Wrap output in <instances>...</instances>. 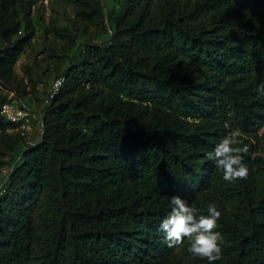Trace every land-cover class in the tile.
I'll return each mask as SVG.
<instances>
[{"label":"trees","instance_id":"trees-1","mask_svg":"<svg viewBox=\"0 0 264 264\" xmlns=\"http://www.w3.org/2000/svg\"><path fill=\"white\" fill-rule=\"evenodd\" d=\"M38 1L0 0L2 154L26 143L1 106L38 92L15 70ZM112 2L73 0L94 31L41 108V140L0 179V264H208L187 238L168 247L175 195L221 212L215 264H264V0ZM232 130L249 174L229 183L207 153Z\"/></svg>","mask_w":264,"mask_h":264},{"label":"rangeland","instance_id":"rangeland-1","mask_svg":"<svg viewBox=\"0 0 264 264\" xmlns=\"http://www.w3.org/2000/svg\"><path fill=\"white\" fill-rule=\"evenodd\" d=\"M103 6L105 10L111 9L112 0H103ZM33 18L36 34L31 45L20 55L15 70L28 84L36 85L38 92L29 95L24 102L40 116L41 108L45 104L41 99L53 90L57 77L63 75L71 57L79 52L88 39L86 35H92L94 29L83 28L80 24L76 18L73 0H39L33 6ZM64 29L76 40L75 46L67 54H64V51L70 47V38ZM109 36L110 30H107L95 40L105 41ZM3 46L4 43L0 41V48ZM29 79L32 81L29 82ZM21 130L26 137V143L12 154H2L0 151V159L5 161L4 166L0 167L1 181L5 180L22 150L41 140L42 122L40 118L34 119ZM1 187L2 184L0 190Z\"/></svg>","mask_w":264,"mask_h":264},{"label":"clouds","instance_id":"clouds-1","mask_svg":"<svg viewBox=\"0 0 264 264\" xmlns=\"http://www.w3.org/2000/svg\"><path fill=\"white\" fill-rule=\"evenodd\" d=\"M264 96V84L257 88ZM249 148L241 139L239 130H232L222 138L214 150L207 153V159L222 172L223 179L229 183L247 179L249 169L244 157ZM170 213L162 220L160 229L166 233L168 247L181 245L184 239L189 241L188 252L194 257L206 259L215 264L222 259V235L214 231L221 212L215 204L207 206V215H196V209L179 195L170 197Z\"/></svg>","mask_w":264,"mask_h":264},{"label":"built area","instance_id":"built-area-1","mask_svg":"<svg viewBox=\"0 0 264 264\" xmlns=\"http://www.w3.org/2000/svg\"><path fill=\"white\" fill-rule=\"evenodd\" d=\"M62 82L63 78H58L55 81L53 90L45 97V103L58 91ZM9 95L12 97L14 94L10 93ZM1 113L7 120L20 123V128H25L30 125L34 119L40 118V116L34 113L33 109L26 105L21 99L16 98L4 102L1 106Z\"/></svg>","mask_w":264,"mask_h":264}]
</instances>
